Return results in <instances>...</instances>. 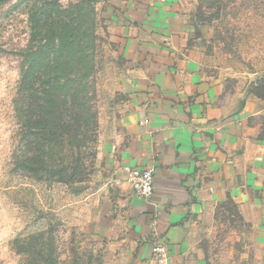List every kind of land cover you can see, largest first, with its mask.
Masks as SVG:
<instances>
[{
    "label": "rangeland",
    "instance_id": "1",
    "mask_svg": "<svg viewBox=\"0 0 264 264\" xmlns=\"http://www.w3.org/2000/svg\"><path fill=\"white\" fill-rule=\"evenodd\" d=\"M58 1L67 7L82 0ZM83 1L94 4L98 36L96 120L88 133L78 123L70 127L66 111L55 132L29 125L38 102L19 82L35 10L33 2L0 3V264H115L101 233V205L116 188L103 145L117 125L113 107L122 100L126 62L103 14L111 0ZM184 2L204 71L230 98L264 103V0ZM195 225L191 238L208 264L260 263L261 237L236 202L225 201Z\"/></svg>",
    "mask_w": 264,
    "mask_h": 264
},
{
    "label": "crops",
    "instance_id": "2",
    "mask_svg": "<svg viewBox=\"0 0 264 264\" xmlns=\"http://www.w3.org/2000/svg\"><path fill=\"white\" fill-rule=\"evenodd\" d=\"M185 7L184 0H111L103 11L126 62L117 125L103 145L116 188L101 205V233L115 264H157L154 233L168 241L166 264H208L192 225L227 200L250 216L264 246V103L230 98L204 71ZM151 164L155 190L146 200L126 181V168Z\"/></svg>",
    "mask_w": 264,
    "mask_h": 264
},
{
    "label": "trees",
    "instance_id": "3",
    "mask_svg": "<svg viewBox=\"0 0 264 264\" xmlns=\"http://www.w3.org/2000/svg\"><path fill=\"white\" fill-rule=\"evenodd\" d=\"M23 1L33 2L35 10L31 15L33 43L28 46L19 82V89L38 102V118L32 121L29 116V125L37 131L55 132L62 121L59 114L66 111L69 126L78 123L88 133L96 120L94 4L82 0L63 7L58 0Z\"/></svg>",
    "mask_w": 264,
    "mask_h": 264
},
{
    "label": "built area",
    "instance_id": "4",
    "mask_svg": "<svg viewBox=\"0 0 264 264\" xmlns=\"http://www.w3.org/2000/svg\"><path fill=\"white\" fill-rule=\"evenodd\" d=\"M155 173L156 166L154 164L144 167H127L125 178L138 196L150 200L155 190ZM155 224L156 222L153 223V225ZM151 250L153 259L157 264L167 263L169 260V245L165 236L154 233Z\"/></svg>",
    "mask_w": 264,
    "mask_h": 264
}]
</instances>
